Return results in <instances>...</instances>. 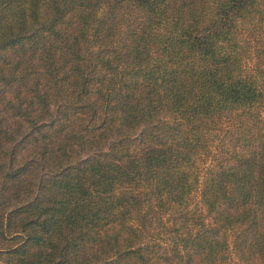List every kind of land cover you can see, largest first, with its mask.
<instances>
[{
	"label": "trees",
	"instance_id": "obj_1",
	"mask_svg": "<svg viewBox=\"0 0 264 264\" xmlns=\"http://www.w3.org/2000/svg\"><path fill=\"white\" fill-rule=\"evenodd\" d=\"M0 264H264V0H0Z\"/></svg>",
	"mask_w": 264,
	"mask_h": 264
}]
</instances>
